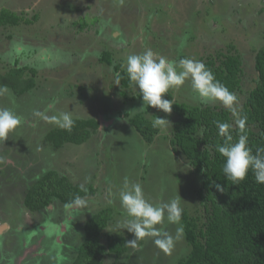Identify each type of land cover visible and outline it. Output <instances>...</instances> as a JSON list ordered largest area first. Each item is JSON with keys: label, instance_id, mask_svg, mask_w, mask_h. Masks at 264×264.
<instances>
[{"label": "rangeland", "instance_id": "obj_1", "mask_svg": "<svg viewBox=\"0 0 264 264\" xmlns=\"http://www.w3.org/2000/svg\"><path fill=\"white\" fill-rule=\"evenodd\" d=\"M2 9L24 13L29 19L37 15L38 21L0 26V75L14 66L37 72L25 76L35 81L32 91L22 96L10 89L0 93V107L10 108L23 120L7 140L0 141L4 161L0 163V264H72L84 241L87 220L108 207L115 206L122 215L110 222L103 244L107 233L134 240L121 223L126 213L119 191L125 178L131 183L142 178L150 203L177 199L193 215L197 208L193 190L199 181L190 174L188 162L174 154L168 139L178 117L154 108L148 118L153 122L155 117L164 118L171 125L157 126L160 134L155 142L145 144L131 128L129 117L146 105L135 87L120 88L114 67L126 68L128 55L146 49L170 60L203 62L233 45L244 62L243 89L252 90L258 79L255 57L264 47V0H0ZM105 52L111 53L112 66L100 62ZM170 91L174 102L224 107L199 100L190 81ZM244 98L237 100L236 111L243 107ZM62 112L71 113L73 120L95 118L101 128L80 146L67 144L55 150L44 139L60 127L43 116ZM49 170L87 190L93 187L95 193L83 197L87 206L73 212L55 202L33 216L24 206V196ZM33 217L40 218V224L47 221L48 237L40 229L32 237L35 228L29 229L25 221ZM19 227L24 231L19 232ZM157 227L175 236L183 225L165 217ZM25 239L30 241L24 244ZM154 239L129 244V256L120 260L107 253L103 264H175L190 251L184 230L170 252L160 249ZM45 252L48 258H43Z\"/></svg>", "mask_w": 264, "mask_h": 264}, {"label": "trees", "instance_id": "obj_2", "mask_svg": "<svg viewBox=\"0 0 264 264\" xmlns=\"http://www.w3.org/2000/svg\"><path fill=\"white\" fill-rule=\"evenodd\" d=\"M36 21L37 15L29 19L24 13L20 15L8 9L0 10V26L16 27ZM218 54L203 63L218 81L237 96V100L244 96L245 102L241 109L233 113L226 107H202L173 101L170 114L178 118L168 139L174 154L181 155L188 162L190 174L199 181L193 190L197 208L193 215L187 209L183 210L180 219L190 251L175 264H264V185L255 181L251 170L242 181L226 180L222 172L224 157L217 151V146L225 141L218 129V124L224 122L231 126L228 129L232 137L230 143L244 134L253 154L257 149H264V47L255 57L256 85L247 92L243 89L244 62L236 47L231 45L227 52ZM111 57V53L105 52L100 62L112 66ZM114 68L116 73L121 74V89L134 87L125 68L121 65ZM26 74L31 77L37 72L29 67L14 66L7 74L0 75V88L6 87L17 96L32 91L35 81L25 78ZM137 97L142 98L140 93ZM162 99L173 100V93L169 91L168 96ZM153 109L146 105L145 110L129 117L131 128L148 145H152L160 134L159 128L147 116ZM241 117H246L245 129H240L236 123ZM100 128L101 122L95 118L74 119L70 130L54 129L44 141L55 150L67 144L80 146L97 134ZM147 171L145 166L144 179ZM142 181L141 178V185ZM82 186L56 170H49L28 189L24 206L31 212H42L55 202L66 206L76 196L83 198L95 193L93 187L87 190ZM119 215H122V210L114 206L99 211L87 220L84 241L72 264H103L107 253L117 260L129 256L130 246L124 235L107 233L106 244L102 242L110 222Z\"/></svg>", "mask_w": 264, "mask_h": 264}, {"label": "clouds", "instance_id": "obj_3", "mask_svg": "<svg viewBox=\"0 0 264 264\" xmlns=\"http://www.w3.org/2000/svg\"><path fill=\"white\" fill-rule=\"evenodd\" d=\"M125 71L129 81L139 90L147 107L157 108L170 114L174 105L173 100L162 99V97L168 96L171 89H178L186 81H190L191 89L199 100L219 102L222 106L230 108L233 113L236 112L237 96L218 81L202 61L192 58L170 60L151 49H146L141 54L127 56ZM120 78L121 74L116 73L117 82ZM7 91L6 87L0 88V93ZM143 109L144 107L140 110ZM34 115L42 116L43 114L34 112ZM43 118L55 123L61 129L70 130L73 125L72 115L69 112H62L52 117L43 116ZM22 123V117L16 112L10 108L0 107V141L7 140L10 133ZM236 123L240 129H245L246 117L239 118ZM169 125L171 124L167 119L155 117L154 126L168 127ZM230 127L226 122L218 124L219 135L225 137L224 143L217 146V151L224 157L222 172L225 179L242 181L251 170L255 181L264 185V149H257L253 154L248 146V137L244 134L230 143L229 141L232 140L228 134ZM3 162L0 160V163ZM217 187L219 189V186ZM119 201L126 213L121 221L122 229H126L135 236L134 240L128 242L129 244L134 245L144 238H155L153 242L160 249L165 252L172 250L175 241L180 239L183 228L178 227L176 235L173 236L166 231L162 232L157 225L162 224L165 217L171 223H179L183 212L179 200L172 199L168 203L154 205L145 198L140 183H131L125 178L123 188L119 191ZM108 202L112 203L111 200ZM85 206H87V200L80 196L74 197L66 205L73 212Z\"/></svg>", "mask_w": 264, "mask_h": 264}, {"label": "flooded vegetation", "instance_id": "obj_4", "mask_svg": "<svg viewBox=\"0 0 264 264\" xmlns=\"http://www.w3.org/2000/svg\"><path fill=\"white\" fill-rule=\"evenodd\" d=\"M47 209H45L44 211H46ZM32 215L33 214H39L40 212H38V213H32V212H30ZM41 214H43V212L41 213ZM34 216V215H33ZM43 218V217H42ZM45 220V217L43 218V219H41V221H44ZM31 221V222H30ZM40 221V218H38V220H36L34 217H33V219L31 218V219H29V220H26L25 221V223H26V226L29 228V229H34L33 230V232L34 231H36L33 235H32V237H34L36 234H37V230L38 229H40V231H42V232H44V233H46V234H44L46 237H48V234H47V230H46V228L44 227L46 224H48L47 223V221L46 222H42V224H40L41 222H39ZM24 223V224H25ZM37 223H39V224H37ZM24 226V225H23ZM21 230V231H20ZM22 231H24V230H22L21 229V227H19V232H22ZM27 241H30V240H26L25 239V243L24 244H26L27 243ZM46 253V255L47 256H45V257H43V258H48V253L47 252H45ZM25 254H27V255H29L30 253L28 252V251H26L25 252Z\"/></svg>", "mask_w": 264, "mask_h": 264}]
</instances>
